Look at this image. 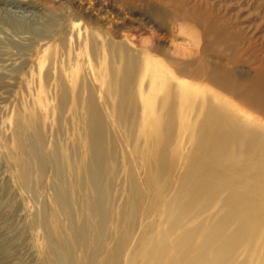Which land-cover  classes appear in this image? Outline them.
Listing matches in <instances>:
<instances>
[{
  "label": "bare ground",
  "instance_id": "bare-ground-1",
  "mask_svg": "<svg viewBox=\"0 0 264 264\" xmlns=\"http://www.w3.org/2000/svg\"><path fill=\"white\" fill-rule=\"evenodd\" d=\"M53 25L27 89L53 94L55 125L37 115L15 121L25 131L18 178L54 250L45 248L46 263L97 264L105 252L102 264H264V122L249 112L262 108L263 84L239 73L233 56L210 61L204 50L197 65L177 46L136 48L75 19L63 35L65 23ZM216 39L233 41L225 31ZM5 40L3 72L14 63ZM63 53L66 65L55 67ZM198 78L208 92L193 86Z\"/></svg>",
  "mask_w": 264,
  "mask_h": 264
},
{
  "label": "rangeland",
  "instance_id": "rangeland-1",
  "mask_svg": "<svg viewBox=\"0 0 264 264\" xmlns=\"http://www.w3.org/2000/svg\"><path fill=\"white\" fill-rule=\"evenodd\" d=\"M152 6L170 11V16L159 17ZM60 17V24L65 23L61 35L68 31L75 19L84 28L106 34L117 42H123L127 35L136 48H141L146 40H150L147 44L151 46H177L189 52L197 65L204 50L210 61L226 64L225 58L234 57L239 73L255 75L264 86V0H0V38L4 39L3 42L10 39L15 46L5 48L3 54L14 63L4 64L5 72L0 70L5 73L0 81L3 85V89L0 88V264H47L45 248L50 253L54 251L45 245V226L36 213L33 196L23 189L18 178L16 163L21 148H24V143L19 140L25 131L19 130L15 121L23 115L33 119L39 116L46 125H55L51 110L53 94L37 95L35 90L27 87L31 89L38 82L33 80L37 77V69L28 77L37 52L55 37L39 40L50 33L52 24L58 29ZM209 26L217 30L216 34ZM220 31L227 32L228 39L234 41H230L228 47L216 39ZM170 50L165 51L170 53ZM153 58L159 62L162 55H153ZM67 59V54L58 56L55 67L65 66ZM42 67L44 69V65ZM50 72V79L44 82L48 88L54 84L52 75L55 70ZM170 76L177 77L174 73ZM192 84L206 92L210 88L204 78H198ZM223 96L232 99L227 93ZM262 104L263 108L264 102ZM262 108L258 105L249 112L255 117L261 116L264 122L259 113ZM33 119H30L31 123ZM183 154L185 150L180 147L181 159ZM223 221L235 229L232 220ZM106 254H98L96 263L102 264L101 258H106ZM121 257L125 258L124 255Z\"/></svg>",
  "mask_w": 264,
  "mask_h": 264
}]
</instances>
